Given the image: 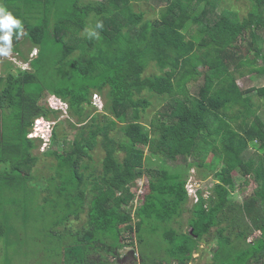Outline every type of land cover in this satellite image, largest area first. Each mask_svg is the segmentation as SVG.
<instances>
[{
	"label": "trees",
	"instance_id": "trees-1",
	"mask_svg": "<svg viewBox=\"0 0 264 264\" xmlns=\"http://www.w3.org/2000/svg\"><path fill=\"white\" fill-rule=\"evenodd\" d=\"M225 1L0 0L22 21L12 48L22 54L24 39L38 49L32 71L0 66L8 71L0 72V263L13 264L4 241L10 248L28 235L29 219H49L56 264H119L116 252L136 243L140 264H191L213 241L210 264H264V104L255 100L264 102V87L238 84L264 76V0H250L244 19ZM143 3L160 6V16L146 19ZM153 63L162 73L145 76ZM96 93L101 113L89 112ZM46 94L66 101L77 122L68 118L69 140L57 121L40 152L29 137L34 120L60 116L41 105ZM196 169L212 193L199 189L188 206ZM83 215L80 227L69 225Z\"/></svg>",
	"mask_w": 264,
	"mask_h": 264
},
{
	"label": "rangeland",
	"instance_id": "rangeland-1",
	"mask_svg": "<svg viewBox=\"0 0 264 264\" xmlns=\"http://www.w3.org/2000/svg\"><path fill=\"white\" fill-rule=\"evenodd\" d=\"M95 1H100V0H95ZM163 6L164 4H166V1H164V3H162ZM223 6H226L228 8H231L233 10H236L239 12V15L241 17V19H244V17H246L249 12L252 9V2L250 0H226L223 4ZM138 11H144L146 13V19H156L160 16V6H156L154 7L151 4L148 3H143L140 4L137 7ZM241 46L244 47V49H246V41L244 40L241 43ZM22 50L24 54H28V52L31 50V45L27 42V40H25L22 44ZM246 51V50H244ZM31 55L29 54V57ZM17 62L16 60L13 61V63L16 65ZM16 68L17 65L15 66ZM22 67V66H21ZM8 70V69H7ZM22 70V69H20ZM23 71V70H22ZM32 71V68H31ZM1 75H6V73L8 71H4V67H2L1 69ZM14 72H16L14 70ZM162 71H160V69L158 68V66H156L154 63L151 64L150 68L148 70H146L145 72V76H151L154 74H161ZM200 82H202V80H200ZM238 84L239 86L243 89V90H248L251 88H261L264 87V76H260V75H250V76H246L245 78L239 79L238 80ZM191 89H197V87L195 86H190ZM251 96H255L256 95V91L252 90L250 92ZM143 96L148 97L152 104H153V108H159L162 105L161 100L158 97L155 96H149V94L144 93ZM256 101L258 103L264 104L263 101H261L260 99H258L257 97H255ZM93 108H91V110L89 112H94L97 110V112H102L100 111L102 109V104L101 102L104 104L105 103V98L100 95V94H94L93 96ZM46 103H42V99H41V105H45ZM97 106H95V105ZM47 108V107H46ZM162 109V108H161ZM260 113L264 114V109H262L260 111ZM92 115H94V113H92ZM71 117V122L72 121H76L77 122V117H72L71 115H69ZM68 116V117H69ZM55 118L52 117L49 120H54ZM62 121V124L60 125L62 128L60 129V134L62 135L61 138H63V136L66 133H69V140H72L73 138V133H74V129H71L69 127V123H68V118L62 119V117L59 116V118L56 121ZM40 143V142H39ZM257 145V144H255ZM254 147V146H251ZM45 148V146L41 143V148H40V152H43V149ZM53 148V147H52ZM48 149V148H46ZM54 149H57V147H54ZM252 149V148H251ZM104 157V153L101 150H97L95 152V162H98L99 165H101L102 163V159ZM179 164H181V160H179ZM177 165V163L172 164V166ZM39 166H42L41 164ZM197 178V180H196ZM192 177L188 182V187H190L191 185H193L194 189H198V183L195 181H203V179L201 177ZM236 183L238 186H241L242 183V179L241 178H237L236 176ZM205 181V180H204ZM203 181V182H204ZM144 182V181H143ZM202 187H203V193L204 196H209L212 193L211 190V186L209 187V184L206 185L205 187V182L202 183ZM41 185H45L46 183H40ZM142 184V183H141ZM136 188L133 189L134 193H136V199L134 201V208L132 209V212H134L135 208L140 204V201L138 200V196L141 195L142 192V188H140V185ZM256 188V185L254 182H252L246 190H244V188L239 187L240 191L242 192L241 195H238V193H235V199L237 201H242L244 200L247 196H249L250 194L253 193V190ZM196 203L195 198L192 199V201L190 200L188 206H192V204ZM33 207V209H36L37 204L34 203L31 205ZM33 213L37 214L36 211H33ZM185 218L187 217V214H185L184 216ZM36 219H40L39 217H35ZM87 219L86 215H83L82 219L80 222H76V221H72L69 225L70 226H76V227H80V225L82 223H84ZM55 226L52 223V220L46 219V220H42L40 223L36 224L33 220L29 219L28 220V228H27V232L28 235L24 236V240L23 241H16V237H12V247L10 248H6L7 254H10V256H12L13 258V264H56V258H58L54 253L55 251L53 250V247H49L50 243L54 244V233L50 234L49 231H56L53 230ZM63 227V228H62ZM61 228V229H60ZM41 230V232H40ZM57 230L59 231H64L65 230V226H60ZM44 231H48L47 233H45ZM128 237V236H127ZM23 238V235L22 237ZM139 245L136 243L134 245V247L129 246L126 248L121 249L120 251H117L116 254L119 255L116 259V262H118L119 264H140V258H139ZM18 251V252H16ZM134 251L136 252V254H134ZM13 254V255H12ZM111 259L113 260V257H111ZM0 264H4V263H0Z\"/></svg>",
	"mask_w": 264,
	"mask_h": 264
},
{
	"label": "clouds",
	"instance_id": "clouds-1",
	"mask_svg": "<svg viewBox=\"0 0 264 264\" xmlns=\"http://www.w3.org/2000/svg\"><path fill=\"white\" fill-rule=\"evenodd\" d=\"M14 30H16L15 34L17 39H19L24 34L22 21L16 18L12 14V12H10L7 8L0 5V33H2L0 35V66H3V63L1 62L2 60H6L12 63L14 60H16L17 62L15 63L18 69H22L23 71H29L31 70L32 60L37 57L38 49L31 48L28 54H24L22 50V44L25 40L21 39L20 43H21L22 54L14 50L12 48V35ZM29 54L31 55L30 57ZM42 103H46V106L48 105L50 109L58 112L60 117H62V119L70 117L69 104L63 99L57 97L56 95L46 94L45 97L42 99ZM56 124H57L56 120L53 121L46 119L44 117L36 118L33 122V130L30 132L29 137L34 139H40L42 144L45 146L43 151L47 150L46 148H48L52 143L53 130ZM202 191H203V187H202ZM252 241L253 238H250L248 240V242H252ZM4 244L5 247H7L5 241Z\"/></svg>",
	"mask_w": 264,
	"mask_h": 264
},
{
	"label": "crops",
	"instance_id": "crops-1",
	"mask_svg": "<svg viewBox=\"0 0 264 264\" xmlns=\"http://www.w3.org/2000/svg\"><path fill=\"white\" fill-rule=\"evenodd\" d=\"M192 173H194L195 178L200 177L197 169H196V171L193 170ZM203 181H200V182H202V183L205 182L206 183L205 187L208 184H209V187L210 186L212 187V183H207L206 181H204V182ZM241 194H242V192L238 191V195H241ZM215 247H216V244L214 241L209 243V244L202 242L201 246H200V252H197L194 254L195 262L193 261L191 264H210L213 260Z\"/></svg>",
	"mask_w": 264,
	"mask_h": 264
},
{
	"label": "built area",
	"instance_id": "built-area-1",
	"mask_svg": "<svg viewBox=\"0 0 264 264\" xmlns=\"http://www.w3.org/2000/svg\"><path fill=\"white\" fill-rule=\"evenodd\" d=\"M195 182L198 183V189L195 190L194 187H193V185H191L190 187H188L189 182L187 184V188H188V191H189L192 199L195 198V201L197 202L199 200L198 199L197 192H198L199 189H202V184L200 183V181H195Z\"/></svg>",
	"mask_w": 264,
	"mask_h": 264
}]
</instances>
